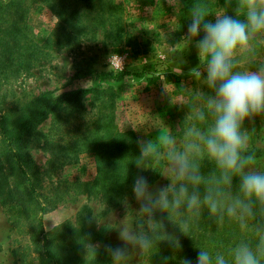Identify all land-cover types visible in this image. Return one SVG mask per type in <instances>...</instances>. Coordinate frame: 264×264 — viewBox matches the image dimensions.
Returning a JSON list of instances; mask_svg holds the SVG:
<instances>
[{"label": "rangeland", "instance_id": "rangeland-1", "mask_svg": "<svg viewBox=\"0 0 264 264\" xmlns=\"http://www.w3.org/2000/svg\"><path fill=\"white\" fill-rule=\"evenodd\" d=\"M195 2L175 0L174 11L167 0H0V119L7 116L14 126L21 111L45 91L112 90L58 108L14 147L16 157L0 133V264H52L44 252L45 239L58 264H111L104 246L122 244L116 230L119 220L128 212L129 223L142 219L136 215L139 203L132 193L135 176L143 174L153 187L170 183L164 176L166 158L153 157L145 162L149 169H138L139 147L136 153L125 154L118 145L119 137L132 132L138 141L151 140L159 148L162 138L174 135L177 150L182 151L183 132L198 123L195 110L201 107L202 94L209 92L202 79L188 75L199 64L194 47L187 50L181 44L175 54L168 52L186 33L189 9ZM199 2L213 13L209 19L225 4V0ZM256 48L264 59V44L257 43ZM112 54H117L119 67L114 64L109 71ZM240 67L248 64L242 60ZM143 71L148 72L146 77L130 75L120 84L109 77ZM164 72L177 79L165 83L162 77L157 84L148 85L147 77ZM188 113L193 119L185 120ZM99 116H103L101 127L95 124ZM243 130L249 135V150L256 154L255 167L264 170V117H257L254 124L246 121ZM16 160L35 163L34 192L23 183ZM194 162L206 177L219 176L206 155ZM238 183L234 179L232 195L237 194ZM125 199L127 209L122 206ZM162 217L164 229H171L174 223L166 214ZM172 218L190 226L195 220L212 222L203 231L195 226L192 246L181 247L193 262L197 246L213 256L220 252L227 257L241 239L253 244L258 240L235 219H225L218 226L206 207L198 219L173 212ZM90 241L99 246L98 252L85 261L83 245ZM155 247L143 254L133 253L130 264H162ZM190 248L196 252L188 251Z\"/></svg>", "mask_w": 264, "mask_h": 264}, {"label": "clouds", "instance_id": "clouds-1", "mask_svg": "<svg viewBox=\"0 0 264 264\" xmlns=\"http://www.w3.org/2000/svg\"><path fill=\"white\" fill-rule=\"evenodd\" d=\"M167 4L176 11L175 0H167ZM212 14L197 0L189 9L186 33L168 48L170 54H175L181 44L187 50L196 49L199 64L189 69L188 75L202 79L209 92L202 94L201 107L195 110L198 123L183 132L182 151L177 150L174 135L162 138L159 148L151 140L138 141L137 168L147 170L146 161L164 157L168 160L164 176L170 183L153 187L143 174L135 176L132 193L139 203L136 215L142 219L133 225L127 220L128 212L119 220L116 230L122 244L104 246L111 264H130L133 253L143 254L157 240H167L170 247L180 249V240L164 230L166 238L161 239L159 226L163 224L157 221L156 213L167 214L189 236L186 227L170 213L198 219L205 207L218 226H223L225 216L234 218L242 230L254 232L258 242L241 239L227 257L220 252L213 256L197 246L195 261L184 258L181 264H264V170L255 167L256 154L249 150V135L243 130L246 121L254 124L257 117H264V59L256 48L257 43L264 44V0H225L222 10L209 19ZM116 56L108 58L109 71L114 64L119 67ZM242 60L247 68L240 67ZM119 61L124 64L120 56ZM176 73L184 75L183 71ZM191 119L188 113L185 120ZM205 155L219 176L206 177L194 162ZM234 179L239 181L236 195L231 193ZM122 206L128 208L127 199ZM98 247L91 241L83 245L85 261L97 254ZM168 259L162 257V264Z\"/></svg>", "mask_w": 264, "mask_h": 264}, {"label": "trees", "instance_id": "trees-1", "mask_svg": "<svg viewBox=\"0 0 264 264\" xmlns=\"http://www.w3.org/2000/svg\"><path fill=\"white\" fill-rule=\"evenodd\" d=\"M0 7H2L0 5ZM62 7V6H61ZM60 14V13H58ZM148 74L147 71H143L140 73H131V72H122V73H112L110 74V78L114 82V84H120L122 83L127 76L133 75L138 78H144ZM164 78L165 83H172L177 79V76L173 73L170 72H164L158 76H153V77H147L146 80L148 82V85H153L157 84L159 81H161V78ZM112 88V87H111ZM112 90H106V89H100L98 87H90V88H82V89H73V90H67L63 91L60 93H56L54 91H45L40 95L39 98L34 100L33 102L29 103L24 110L21 111L20 115L18 116L16 122L13 124L14 126L11 127L9 125V118L7 116H2L0 119V133L3 134L5 137V140L7 141V148L10 152L14 153L15 146L21 145L28 137H30L39 126H41L48 118L49 116L54 113L58 108H60L63 105H72V104H80L84 101H87L91 99L92 97H102L105 96L106 93ZM103 116L97 117L96 121V126L101 127V121ZM119 142L118 145L121 147V151L124 152L125 154L129 153H136L138 150V140L135 137V134L130 132V133H125L123 136L119 137ZM13 157H16V154H12ZM17 162L15 163L19 169L21 170L20 173L21 179L23 180L24 184L29 185V190L31 192L35 191L34 184L35 180L33 176L35 175L33 172L35 171V163L33 161L26 162L24 164H21L20 160H16ZM29 167V168H28ZM28 168V169H27ZM26 169L28 172L33 173V174H28L26 172ZM126 181V179H124ZM126 192L129 193L130 190L126 189ZM124 193V191H123ZM41 211H45L44 206L41 207ZM173 213H176L175 211H172ZM172 212L170 213L172 215ZM159 217L156 219L158 222L163 223V215L162 213L158 212ZM167 215V214H166ZM228 221L234 220V218H225ZM177 221V220H176ZM210 220H195V225L190 226L188 224H184L181 220L178 221L179 224H181L182 227H186L187 230V235H184L180 229L179 226L174 224V226L171 229L165 230L162 225L159 226L160 229V236H165L166 234L175 236L180 240L181 247L186 245L192 246L193 241L195 240V234L197 235V232L194 231L196 228L195 226L198 227V229H209L211 228L210 226L208 227ZM237 223H239L237 221ZM39 226L40 229L39 231L42 232V222L41 220L39 221ZM166 233H164L163 232ZM255 234V233H254ZM257 239V237H256ZM258 240L255 241L257 243ZM254 243V244H255ZM156 247V258L160 257H168V263L170 264L173 262H178V264H181V261L184 258H189V252H184L180 249H173L170 247L169 243L167 240H157L155 242ZM154 244V245H155ZM44 252L48 260L52 264H58L57 258L53 253L52 248L49 245V242L47 239L44 241ZM153 247V246H152ZM180 251V252H179ZM193 253L196 252L195 248H190V250ZM194 255V254H193Z\"/></svg>", "mask_w": 264, "mask_h": 264}]
</instances>
